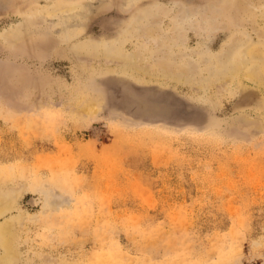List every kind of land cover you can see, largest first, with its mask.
<instances>
[{
	"label": "rangeland",
	"instance_id": "374dc122",
	"mask_svg": "<svg viewBox=\"0 0 264 264\" xmlns=\"http://www.w3.org/2000/svg\"><path fill=\"white\" fill-rule=\"evenodd\" d=\"M238 48L239 75L217 72ZM119 80L180 116H130ZM12 193L18 264H264V0L0 4Z\"/></svg>",
	"mask_w": 264,
	"mask_h": 264
},
{
	"label": "bare ground",
	"instance_id": "6f19581e",
	"mask_svg": "<svg viewBox=\"0 0 264 264\" xmlns=\"http://www.w3.org/2000/svg\"><path fill=\"white\" fill-rule=\"evenodd\" d=\"M5 1L0 0V4L5 3ZM168 60H165L160 66L164 77L167 76L164 72L165 68H169L171 64ZM245 60V53L238 48L227 56L224 64L218 66L217 72L229 73L231 79H234L241 72ZM156 68L159 70L158 67ZM245 75L252 77V72L245 73ZM118 82L123 85V94L125 96L123 108L134 118L146 121L176 120L183 110V106L165 90H155L154 88L139 90L129 82H125V80H119ZM113 102H119L118 98L114 97ZM14 196L12 193L0 197V212L12 204ZM11 234L12 232H10L8 227H6L5 232H0V240L5 248V252L3 254L0 253V264H18L14 247L8 238Z\"/></svg>",
	"mask_w": 264,
	"mask_h": 264
}]
</instances>
